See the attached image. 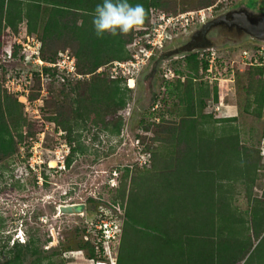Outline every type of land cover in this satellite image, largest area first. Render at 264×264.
<instances>
[{
  "label": "trees",
  "instance_id": "1",
  "mask_svg": "<svg viewBox=\"0 0 264 264\" xmlns=\"http://www.w3.org/2000/svg\"><path fill=\"white\" fill-rule=\"evenodd\" d=\"M100 3L102 0H0L3 62H11V66L13 61H20L18 46L10 38L23 28L24 33L40 39L43 59L54 60L57 54L44 53L45 44L62 40L63 46L71 48L76 71L87 74L67 83L71 84L74 106L68 123L47 118L65 131L68 142L71 126L79 123L119 133L120 111L132 89L122 85L124 81L95 70L112 60L128 59V45L144 44L151 32L155 23L152 10L161 11L165 6L164 0H129L133 6L143 5L147 13L144 26L126 35L106 32L98 38L92 14ZM210 4L211 0L200 2L201 6ZM198 53L185 56L186 79L163 83L160 101L175 98L177 111L172 114L177 119L165 120L160 110H151L148 114L154 119L142 126L152 133L150 140L157 142L148 150V165L123 166L120 178H116L117 202L108 201L98 210L97 218L108 214L120 218L121 211L116 264H264V196L253 193L260 168L259 150L252 143L242 142L235 116L218 117L212 108L204 110L207 101L218 103L219 91L216 84L205 79L206 52ZM7 55L9 60H5ZM43 71L50 73L51 80L57 77L48 68ZM246 71L245 93L251 96L247 107L260 116L264 110V67L249 65ZM3 77L0 161L15 154L25 125L23 104L3 88ZM34 97L29 94L30 100ZM134 137L143 140L145 136L137 133ZM74 151L70 146L66 166ZM239 195L245 201L243 210L236 204ZM90 232L86 225L81 229L77 249L87 258L103 259L100 238ZM40 246L33 237L23 242L14 240L0 264H65L59 250L44 251Z\"/></svg>",
  "mask_w": 264,
  "mask_h": 264
},
{
  "label": "rangeland",
  "instance_id": "2",
  "mask_svg": "<svg viewBox=\"0 0 264 264\" xmlns=\"http://www.w3.org/2000/svg\"><path fill=\"white\" fill-rule=\"evenodd\" d=\"M164 1L165 6L161 12L165 15H176L185 11H197L210 7V10H204L206 17L203 22L222 11L239 5H245L254 11L264 10V0H211V4L207 6H201V0ZM215 3L222 4L215 8L213 7ZM201 23L202 21H193L184 30L171 31L169 37L173 41L169 46L183 42L185 34ZM221 32L220 26H212L207 31L206 40L213 45L212 48L217 56V71L213 70L212 73L233 78V82L216 80L217 82L214 84H217L220 91L219 99H222L223 96V105H231L235 110V115H231L232 113L228 109L221 106L215 115L218 117L235 116L234 124L238 128L242 142L252 143L259 150L260 168L253 193L264 196V152L260 153L264 139V110H261L259 116L250 112L252 107H247L251 96L245 93L246 66L237 62L240 59L241 50L252 52L256 44L264 43L246 37H232ZM167 41L169 38H166L162 45L169 44ZM62 44V40L51 44L47 42L43 49L44 53L49 54L52 51L58 52L64 49L71 52L70 46ZM127 48L131 51L137 46L132 45ZM202 51L203 49L190 52H199L198 56H200ZM189 53L185 52L165 58L160 64L156 78L151 81L152 90L146 87L148 84L146 82L140 81L139 85L136 84L134 87H129L125 81L121 82L122 85L125 84L132 90L128 93L127 103L120 111L122 125L118 134L93 125L79 123L71 126V141L68 142L65 131L56 127L47 118L54 117L63 124L68 123L69 111L74 107L73 94L70 90L71 84L61 82L55 77L45 82L43 86L45 92L39 94V84L37 80L34 82L29 94L31 93L35 97L26 106L22 103V115L25 119V125L21 129L23 138L18 143L15 154L0 161V219L2 220L0 259L6 257L7 249L14 240L23 242L28 237L37 239L41 250L44 251L55 248L59 250L60 255H63V252L68 250H80L77 249V244L81 243V229L85 225L87 226L86 222L96 219L101 206H107L106 202L111 200L117 202L115 192L117 179L114 186L107 183L113 169L117 171V177L120 178L123 166L128 165L130 168H135L134 166L148 165L150 157L148 150L157 146V142L150 140L152 133L142 128L147 124V121L154 119L149 116V111L160 110L163 118L168 121L177 119V116L172 114L177 111L173 105L176 101L175 98L165 99L164 102H161L160 98L163 96V83L178 78L186 79L188 70L185 56ZM10 63L3 62V56H0V79L4 75L3 81L5 75L12 72L16 65H19V62L13 61L11 66H8ZM5 66L6 70H3ZM146 66L147 64L143 69ZM169 70L173 73L172 76L168 73ZM163 74H166L167 77ZM37 98L40 101L35 100ZM153 99L155 101L151 103ZM204 110H211L210 101H207ZM170 111L171 113H169ZM137 133L145 136L143 140L135 139L134 136ZM34 142L39 143L36 154L39 153L43 160L40 167V182L36 178V173L27 164L31 155L30 146ZM70 146H73L75 151L70 156L68 166L64 162V166L59 167L55 161L56 158L66 157L69 154ZM142 152L149 154L145 164H139L137 160ZM50 160L53 161L52 166L47 165V161ZM68 203L84 204L83 214L70 215L57 212L58 205ZM236 204L242 210L246 207L241 195L238 196ZM118 214L121 218V211ZM74 255L69 258L63 257L65 264H90L85 259L83 251L81 254L74 253ZM29 259L30 257L27 258V260Z\"/></svg>",
  "mask_w": 264,
  "mask_h": 264
},
{
  "label": "built area",
  "instance_id": "3",
  "mask_svg": "<svg viewBox=\"0 0 264 264\" xmlns=\"http://www.w3.org/2000/svg\"><path fill=\"white\" fill-rule=\"evenodd\" d=\"M204 10H210V7L197 11H185L176 15H165L161 11L152 10L155 23L151 29L150 34L145 39L144 44L135 45L137 48L132 49L131 56L126 60H112L96 68L95 72H105L110 79H119L125 81L129 87H134L135 80L138 73L145 67L150 57L159 50L162 42L169 37L171 31L176 29H186L193 21L203 22L205 19ZM11 42L18 46V53L21 56L19 65L14 67L12 72L5 75L2 82L3 87L8 93L14 94L18 101L25 106L29 104V92L37 80L39 84L38 92L43 94L45 92L44 84L46 81L51 80L49 72H44V68H48L51 72L58 77L61 82H70L87 76L82 75L76 71L74 55L68 50H59L54 60H46L40 56L41 42L36 34H26L22 30L12 35ZM128 45V47L132 46ZM134 46V45H133ZM206 52L207 69L205 79L211 84L217 81H232L233 78L218 76L219 74L212 73L216 70L217 56L213 48L204 49ZM240 59L237 61L242 65H261L264 67V44H256L252 52L241 50ZM7 55L5 60H9ZM8 71V70H7ZM168 73L172 76L173 73L169 70ZM167 77V75H164ZM217 80V81H216ZM131 81V84L129 82ZM217 85V84H216ZM219 85V84H218ZM219 91V90H218ZM220 92V91H219ZM40 101V99H35ZM217 104L211 103V108L215 112H219L220 106H224L222 99H219ZM137 143V142H136ZM37 146L39 143L34 142L30 146L31 155L27 161L28 167L36 173V178L40 182V167L43 160L40 154H36ZM138 148V146H136ZM264 152V139L261 145L262 154ZM58 157V156H57ZM137 160L139 164H145L149 154L142 152L139 154ZM65 156L56 158V163L59 167L64 166ZM49 161H47L48 165ZM117 171L113 169L111 176L108 178L107 183L110 186L116 184ZM87 231L98 235L100 238V247L103 253V259L85 258L90 264H116L117 247L121 234L122 218H118L112 214L100 216L93 221L86 222ZM86 238V236H84ZM66 252V253H65ZM63 252V257L69 258L75 256L74 253H82V250H68Z\"/></svg>",
  "mask_w": 264,
  "mask_h": 264
},
{
  "label": "water",
  "instance_id": "4",
  "mask_svg": "<svg viewBox=\"0 0 264 264\" xmlns=\"http://www.w3.org/2000/svg\"><path fill=\"white\" fill-rule=\"evenodd\" d=\"M212 26H220L222 33L237 38L246 37L257 42L264 43V10L254 11L245 5H239L222 11L215 16L205 20L198 27L188 34L185 40L169 48L172 55L189 53L192 50L212 48L213 45L207 42L205 34ZM201 39V40H200ZM201 42V43H200ZM60 214H79L84 212V204L68 203L60 204L57 207Z\"/></svg>",
  "mask_w": 264,
  "mask_h": 264
},
{
  "label": "clouds",
  "instance_id": "5",
  "mask_svg": "<svg viewBox=\"0 0 264 264\" xmlns=\"http://www.w3.org/2000/svg\"><path fill=\"white\" fill-rule=\"evenodd\" d=\"M92 24L95 35L103 37L104 33L112 36L128 34L140 30L145 23L146 11L141 4L132 5L129 0H102L94 9Z\"/></svg>",
  "mask_w": 264,
  "mask_h": 264
},
{
  "label": "flooded vegetation",
  "instance_id": "6",
  "mask_svg": "<svg viewBox=\"0 0 264 264\" xmlns=\"http://www.w3.org/2000/svg\"><path fill=\"white\" fill-rule=\"evenodd\" d=\"M222 33V32H221ZM207 34V33H206ZM206 34H205V38H206ZM201 40V39H200ZM172 38L169 39V41H167L166 45H162L161 48L159 50H157L156 53L153 54V56L150 57V59L148 60L147 66L145 69L141 70L138 75L137 78L135 80L134 86L136 85V81L137 84L139 85L140 81L141 82H146L148 84H146V87H149L151 89V81L154 80L157 76V73L159 72V67L161 62L166 58L172 57L174 55H172L173 53L169 50V48L171 46L170 42H172ZM165 75V74H163ZM152 90V89H151Z\"/></svg>",
  "mask_w": 264,
  "mask_h": 264
},
{
  "label": "crops",
  "instance_id": "7",
  "mask_svg": "<svg viewBox=\"0 0 264 264\" xmlns=\"http://www.w3.org/2000/svg\"><path fill=\"white\" fill-rule=\"evenodd\" d=\"M221 107H224L226 110L228 109V111L232 113L231 115H235V110L233 109V107H231V105Z\"/></svg>",
  "mask_w": 264,
  "mask_h": 264
},
{
  "label": "bare ground",
  "instance_id": "8",
  "mask_svg": "<svg viewBox=\"0 0 264 264\" xmlns=\"http://www.w3.org/2000/svg\"><path fill=\"white\" fill-rule=\"evenodd\" d=\"M129 84H131V81L129 82ZM48 165H49V166H52V165H53V161L50 160Z\"/></svg>",
  "mask_w": 264,
  "mask_h": 264
}]
</instances>
